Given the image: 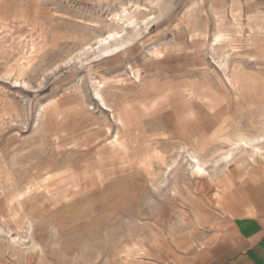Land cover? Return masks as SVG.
<instances>
[{
	"label": "rangeland",
	"instance_id": "obj_1",
	"mask_svg": "<svg viewBox=\"0 0 264 264\" xmlns=\"http://www.w3.org/2000/svg\"><path fill=\"white\" fill-rule=\"evenodd\" d=\"M242 216L264 0H0V264H224Z\"/></svg>",
	"mask_w": 264,
	"mask_h": 264
},
{
	"label": "crops",
	"instance_id": "obj_2",
	"mask_svg": "<svg viewBox=\"0 0 264 264\" xmlns=\"http://www.w3.org/2000/svg\"><path fill=\"white\" fill-rule=\"evenodd\" d=\"M237 220L233 224L239 244L224 264H264V224L252 216Z\"/></svg>",
	"mask_w": 264,
	"mask_h": 264
},
{
	"label": "bare ground",
	"instance_id": "obj_3",
	"mask_svg": "<svg viewBox=\"0 0 264 264\" xmlns=\"http://www.w3.org/2000/svg\"><path fill=\"white\" fill-rule=\"evenodd\" d=\"M111 37V36H110ZM110 37H109V39H110ZM114 38V37H113ZM116 38V37H115ZM108 38H105V40H103V41H105V42H108V40H109ZM111 41V40H110ZM105 42H103V43H105ZM108 44V43H107ZM252 139V138H251ZM253 143V142H252ZM203 164V163H202ZM199 165V164H198ZM202 166L201 165H199V168H201ZM202 169V168H201Z\"/></svg>",
	"mask_w": 264,
	"mask_h": 264
}]
</instances>
